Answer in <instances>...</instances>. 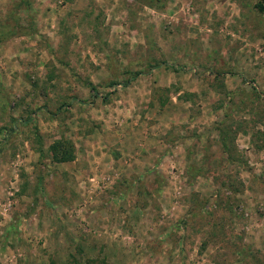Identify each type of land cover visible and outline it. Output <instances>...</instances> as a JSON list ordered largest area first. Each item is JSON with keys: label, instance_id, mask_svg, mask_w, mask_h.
I'll use <instances>...</instances> for the list:
<instances>
[{"label": "rangeland", "instance_id": "rangeland-1", "mask_svg": "<svg viewBox=\"0 0 264 264\" xmlns=\"http://www.w3.org/2000/svg\"><path fill=\"white\" fill-rule=\"evenodd\" d=\"M29 1L0 40V264H264V0Z\"/></svg>", "mask_w": 264, "mask_h": 264}, {"label": "trees", "instance_id": "trees-1", "mask_svg": "<svg viewBox=\"0 0 264 264\" xmlns=\"http://www.w3.org/2000/svg\"><path fill=\"white\" fill-rule=\"evenodd\" d=\"M29 0H14L11 2L10 6V14H14L13 16H9L6 22H2L0 24V40L5 39L6 35H16V34H23L29 30V22L27 25L25 24V18L16 13V11H29ZM137 73H135L136 75ZM133 77V76H132ZM130 77V78H132ZM113 83H111L112 85ZM94 89L93 87H90ZM96 94V92H95ZM221 144L222 146H226L225 142L223 141L221 135ZM47 150L50 155V159L54 162H66L71 161L74 158V145L73 143L66 138H59L52 141L48 146ZM88 264V263H85ZM91 264H96L94 261Z\"/></svg>", "mask_w": 264, "mask_h": 264}]
</instances>
